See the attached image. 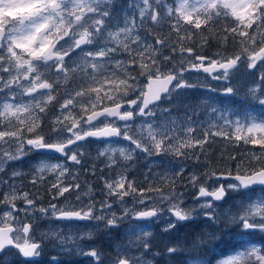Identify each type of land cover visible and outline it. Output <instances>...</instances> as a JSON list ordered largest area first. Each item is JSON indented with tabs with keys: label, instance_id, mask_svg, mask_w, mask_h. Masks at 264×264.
Segmentation results:
<instances>
[{
	"label": "snow or ice",
	"instance_id": "6c2138e0",
	"mask_svg": "<svg viewBox=\"0 0 264 264\" xmlns=\"http://www.w3.org/2000/svg\"><path fill=\"white\" fill-rule=\"evenodd\" d=\"M113 4L114 0H0V174L32 151L57 153L59 156L54 159L63 157L65 162L81 165L84 152L79 142L88 138L105 143L98 155L106 158L110 168L121 159L133 160L137 151L187 157L186 149L203 151V145L211 137L243 141L261 151L249 153L252 159L242 172L238 164L235 174L231 171L204 173L207 179L216 177L234 183L210 187L206 179L198 185L196 174L189 178V183L198 187L195 199L204 198L199 207L212 210L203 215L213 223L217 221L215 202L223 200L229 189L241 192L246 198L229 217V223L239 228L235 238L212 237L226 249L218 253L215 264H264V238L254 239L257 232L264 233V70L258 68L264 64V0H131L119 19L113 14ZM221 20L225 21L221 42L226 44L229 35L239 37L242 52L232 55L217 52L214 58L197 54L193 59L198 63L189 60L185 65L183 54L187 52L191 57L193 49L182 42L200 34L202 27L211 30ZM149 22L157 28L164 23L170 25L176 39H168L167 43L174 53L179 51L181 64L185 66L168 68L162 63L159 49L154 45H165L166 40L157 37L152 43L140 35L139 30ZM200 35L202 42L207 43L208 37ZM121 56L128 58L121 59ZM242 57L246 58L248 69L260 72L259 82L249 87L248 95L261 107L246 109L232 119L227 109L221 111L206 100L207 109L216 113L223 124L209 120L202 136L194 135L198 131L192 119L198 115L196 108L188 105L192 114L186 113L183 119L173 116V108L182 95L180 90L207 85L189 82L185 73L203 72L212 80L229 81ZM172 59L163 57V61ZM140 77L146 82L141 83ZM69 81L74 82L73 89L66 90L58 104L59 114L53 118L51 128L55 135L49 139L40 131L41 114H46L49 105L57 99V88ZM220 94L232 96L236 92L229 85ZM137 117L143 118L138 125ZM120 140L128 144L112 146L119 145ZM195 159L199 161V155ZM70 174L66 163L40 160L31 183L53 175L56 179L50 184V190L55 189L52 199L70 192L76 193L77 201L89 196V201L81 206L70 202L61 206L54 203L48 207L37 206L29 192L19 191L12 182L22 173L13 170L10 178L0 177V184L8 189L0 196V205H6L0 208V254L12 248L26 261H32L41 255L43 239L52 237L58 240L61 250H68L64 245L71 241L79 255L91 257L100 264L101 254L94 247L85 248L76 243L93 239L92 231L75 237L49 232L37 240L34 223L28 219L30 210L57 221H94L97 228L101 221L106 228L119 227L126 217L148 222L129 228V236L135 237L140 254L118 253L115 264H153L147 258L151 248L148 238L152 235L148 226L165 210L155 202L149 206L147 202L153 198L148 193H158L159 202L167 204V212L175 217V221L167 222L164 231L175 228L176 222L194 218L196 209L182 206V193H176L174 188L168 193L160 187L137 188L123 172L105 180L106 196H115L123 205L124 197L134 195L138 197L136 202L144 207L125 206L123 214L117 216L115 212H106L112 203L104 200L98 210L91 200V187L83 192L79 183H65L64 178ZM165 179L174 184V180ZM17 200H22L25 207H18ZM204 243L201 239L200 246ZM179 251L175 246L167 249L169 255ZM187 264H213V261L197 256L188 259Z\"/></svg>",
	"mask_w": 264,
	"mask_h": 264
},
{
	"label": "rangeland",
	"instance_id": "374dc122",
	"mask_svg": "<svg viewBox=\"0 0 264 264\" xmlns=\"http://www.w3.org/2000/svg\"><path fill=\"white\" fill-rule=\"evenodd\" d=\"M120 0H114L113 4V14L118 19L121 18L122 11L128 8L131 0H125L122 3V6L118 5ZM171 2V0H169ZM220 27L225 25V21H218ZM189 27V26H185ZM256 25H253L255 28ZM140 35L143 39L154 43L155 38H163L166 40L165 45H154L159 49V59L162 63L171 68L173 65L177 67L185 66L187 61H194V56L199 54L204 56V50L207 47V43L202 42V36H207L202 32V28L199 30L200 34L193 35L191 40L183 41V45L185 47H191L193 49V54L189 57L188 53L185 52L183 54L185 58V65L181 64V54L179 51L173 52L172 46L167 43L168 39L175 40L176 33L170 32V25L168 23H164L160 25L158 28L156 26H152L149 22L148 25L141 28ZM193 33H197L196 29H191ZM251 31V30H250ZM233 38L232 35H230ZM235 43L240 40L239 37H235ZM233 38V39H235ZM259 35L257 36V41L259 46ZM210 42V41H209ZM63 43V41H61ZM240 46V44L238 43ZM220 52V51H217ZM215 52L212 58L215 57ZM242 52L241 46L239 50L234 52L238 53ZM225 54L224 52H220ZM233 53V54H234ZM231 55V54H227ZM164 56H170L173 59L171 61H163ZM73 57H75V53H73ZM121 59H127V56H121ZM246 58L242 57V62L238 65V68L234 70L230 76L229 81H217L212 80L206 73L203 72H186L185 77L189 80V82L196 83L199 85H207V87H195L190 89H182L180 90L182 95L179 97L177 101H175L176 106L173 108V116L180 117L183 119L185 114L191 115V108L188 105H191L196 108L198 115L193 116L192 119L196 121L198 131L194 133L196 136H202V131L208 127L207 122L209 120L218 121L220 124H223L222 120H218V115L216 113H210V110L207 109V104L204 102L207 100L208 103L213 104L216 108L224 111L227 109L228 113H231L232 119H235L237 115L243 114L246 109L254 108L259 109L261 106L255 104L250 96L248 95V89L254 83L259 82L260 72L256 69H248L246 66ZM258 68L264 70V64L258 65ZM138 71V70H137ZM141 83H145L143 77H140ZM73 81H69L66 84H61L56 92L57 99L53 101L51 105H49L47 113H42V124H41V133L45 135L47 138L52 139L54 137V133H52V120L53 118L59 114L58 112V104L62 102L63 98L66 95V90L73 89ZM231 86L234 88L236 94L232 96H224L220 94V90H222L226 86ZM208 89H217V91H209ZM132 98H135L134 96ZM25 99H27L25 97ZM164 106H168V103L165 102ZM136 124L138 125L140 121L143 119L141 117L136 118ZM151 119V118H149ZM159 119V117H158ZM45 127V128H44ZM126 141H119V145L113 144V147L124 146L127 145ZM251 144H244L243 141H235V140H225L222 137H211L210 142L203 145V151L199 149H186L188 152V156H176L171 153H161L159 155L152 154L148 155L146 153H142L137 151L135 153V157L131 161H123L122 159L119 163L114 167L107 166V160L103 156H99L98 153L103 150L106 146L105 143H85L83 144L82 151L84 152V156L82 159L81 165H73L71 162H65L64 158H59V160L54 159L51 156L41 155L39 152L32 151L29 152L28 155L22 157L18 161L12 162L8 168H6L5 173L0 174V177L8 179L11 176V172L13 170L19 171L22 175L16 177L12 182L15 187L21 192H29L30 198L34 199L37 206L48 207L49 204L54 203L58 206L65 205L70 202L71 204L81 206L82 203H87L89 201V196H83L81 201H77L75 199L76 193L70 192L65 193L64 196L58 197L57 199H53L52 202L48 201V196L50 195L52 198V193L55 192V189L46 190L45 188V180L55 181V176L46 175L45 179L42 181L38 180V183H31L34 177V169L35 165L40 160H47L51 163H66V166L71 169V174L65 177V183H75L78 179H73V171H77L80 174V183L81 191L87 192L89 187H91V200L95 202L96 208L99 210L100 204L104 200H108L112 203V208L107 209V213L115 212L117 216L123 214L124 207H128L129 209H140L143 208L144 205L138 204L136 201L138 197L132 195L124 197L123 205L117 200L115 196L108 197L106 196L107 189L105 188V180H111L120 172H123L128 180L133 181L137 188H147L149 186L152 187H160L165 193H168L173 188L176 193L183 194V207L187 208H195L196 211L194 213V218L190 220H186V223L176 222V227L169 230L164 231V228L169 220L175 221V218L167 212V204L160 203L158 200L159 194L156 192H150L147 195L151 196L153 199L149 200L147 203L151 206L152 203H157L158 206L165 211L158 218H153L154 222L150 223L148 226V230L152 233V235L148 238L150 241V253L148 255V259L152 260L153 264H187L188 259L195 258L197 256L209 259L203 252L199 249L200 246V237L199 235L203 234V240L205 241L203 246L212 250V246L219 243L218 240L213 239L212 237H220L221 239H234L237 232H239V228L235 224L229 223L230 215H234L237 208L236 206L240 204L242 199H246L242 196L241 192H237L229 189L228 198L219 205L215 204V213L217 216V221L213 223L203 213L212 211L211 209L200 208L199 204L201 201L194 202V198L198 193V187H193L191 183H189V178L196 174L199 177L197 184L204 183L207 179L204 173L213 172L208 171L209 162L205 161L207 157V153L204 154L205 150H212V147H218L220 153H222L225 147H234V149L239 150V161L240 166H248L251 161V156L249 153L251 152H260L261 150L258 147L250 146ZM134 147V146H133ZM199 155V161L195 159V157ZM244 157V158H243ZM131 165V166H129ZM93 169L95 174H93ZM183 170L180 175H174V173ZM241 170V169H240ZM76 177V176H75ZM103 177V179H102ZM168 177L174 180V184L169 183L168 180L165 179ZM220 182L213 179H207V185L210 187H216ZM234 183V182H233ZM228 184V183H227ZM8 189L6 186L0 184V196H2L4 191ZM259 194V189H257V193ZM16 204L18 207H25L24 202L22 200H17ZM0 208H6V205H0ZM31 215L28 219H31L34 223V234L37 240H41L42 234L49 232H58L64 237H75L79 233L84 231H92L93 239L91 240H79L76 243L84 246L85 248L94 247L100 254L101 260L100 264H115L117 259V254L127 253L128 255H139L141 249L136 247L137 241L135 237L129 236V228L130 225L133 224H146L148 222L144 221H134L128 217H126L119 225V227L114 228H106L104 226V222H99V227H96L97 222H90L89 224H75V223H62L57 222L47 216H42L39 211L30 210ZM23 216V213L20 214ZM197 228V230H196ZM200 231H199V229ZM191 230L195 235H197L196 243L193 247H187V245H179L175 246L180 249L179 252L169 255L167 250L163 251V254L160 255H152V253H157L154 249L156 246L152 243L154 238V233L159 230L160 233H168L171 235H178L181 231ZM103 241H101L100 236ZM227 234V235H225ZM181 236V235H180ZM110 238V239H109ZM264 238V233L257 232L255 234L254 239ZM101 241V245L98 246L97 241ZM110 240V243L107 241ZM131 240V243H130ZM106 241V242H105ZM105 243V244H104ZM103 246V247H102ZM64 247L68 250H61V245L58 240L53 239L52 237L43 239L41 255L38 258H35L32 261H26L23 257H21L16 249L13 254L6 255L5 260L8 263H12L13 259L19 257L21 264H96V261L91 257L79 255L75 244L71 241H68ZM100 248H103L101 250ZM104 248H107L104 250ZM53 257L56 259L53 260ZM215 264V262H213Z\"/></svg>",
	"mask_w": 264,
	"mask_h": 264
},
{
	"label": "trees",
	"instance_id": "16d2710c",
	"mask_svg": "<svg viewBox=\"0 0 264 264\" xmlns=\"http://www.w3.org/2000/svg\"><path fill=\"white\" fill-rule=\"evenodd\" d=\"M124 1L125 0H120V2H118V5L122 6V3ZM223 28L220 27L218 24L213 25L211 30L202 27V32L208 37L207 47L204 50L205 57L213 56V54L217 51L220 52L227 51L232 55L235 52V50L238 48L239 45L232 42L230 35L226 44L221 42L220 38L223 37V35H225ZM211 149L212 150L208 149L204 151V154L207 153V157L203 158L206 159L205 161L209 162L210 164L208 167V171H214L217 173H227L229 171H231L232 173L236 172V166L239 164V161H236L237 159H239L238 149H234V147L228 146L223 149L224 151L222 153H220L218 147L216 148L212 147ZM245 167L247 166H243V165L240 166L241 172L244 170ZM154 234L155 235L152 240V243H154V245L156 246V249L154 250L160 256L163 254L164 250L168 249V247L179 246V245H187V247H193L195 245H198L195 240L197 238V235H195L191 230L188 229H186V231L185 230L181 231L180 234L178 235H171L164 232L162 236V233H160L159 230H157ZM199 237L201 240L203 239L204 236L203 234H201L199 235ZM100 239L102 242H104L101 236ZM101 241L100 240L97 241L98 246L101 245ZM107 242L110 243V240ZM100 249L103 250V248ZM106 249L107 248H104V250ZM199 250L203 252L204 255H206L213 262H215V259L219 258L218 253L220 251L222 250L226 251V249H224L223 245H220V243L212 246V250L211 249L209 250V248H207L206 246H202Z\"/></svg>",
	"mask_w": 264,
	"mask_h": 264
},
{
	"label": "flooded vegetation",
	"instance_id": "af4514ba",
	"mask_svg": "<svg viewBox=\"0 0 264 264\" xmlns=\"http://www.w3.org/2000/svg\"><path fill=\"white\" fill-rule=\"evenodd\" d=\"M239 47L240 46H238V49H239ZM237 49V50H238ZM87 144H89V143H96L93 139H90L88 142H86ZM85 144V143H84ZM81 145H83V144H81ZM73 148L75 147V146H72ZM59 156V154H55V155H53V156H51V157H58ZM60 158H63V157H60ZM70 162V161H69ZM73 175L74 176H76L77 177V181H75V183L76 182H79L80 183V174L79 173H77V171L75 170V171H73ZM53 181L52 180H50V181H48V180H45V188H46V190H50V184L52 183ZM52 198H51V196L49 195L48 196V201H50V202H52ZM69 224V223H68ZM15 251H13V249H7V250H5L4 251V253L2 254V255H0V264H10V263H8L6 260H5V258L7 257L6 255H9V254H13ZM11 264H21V261H20V259H19V257H16L15 259H13V262L11 263Z\"/></svg>",
	"mask_w": 264,
	"mask_h": 264
},
{
	"label": "water",
	"instance_id": "95a60500",
	"mask_svg": "<svg viewBox=\"0 0 264 264\" xmlns=\"http://www.w3.org/2000/svg\"><path fill=\"white\" fill-rule=\"evenodd\" d=\"M90 138H88L87 140H85V141H81V142H79V143H83V142H86V141H88ZM113 139H116V138H113ZM97 142H100V141H98V140H96ZM101 143V142H100ZM46 153H50V154H52V152H46ZM217 179V178H216ZM218 180V179H217ZM221 181H223V182H230V180H223V179H221ZM227 198V193H226V195H225V197H224V199L223 200H221V201H217V202H215V203H217V204H219V203H221L222 201H224L225 199ZM204 198H201V200H203ZM197 200V199H196ZM76 222H83V223H87V222H89V221H76Z\"/></svg>",
	"mask_w": 264,
	"mask_h": 264
}]
</instances>
